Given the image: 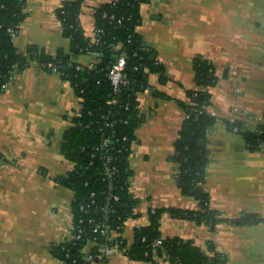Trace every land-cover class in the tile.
<instances>
[{"label":"crops","instance_id":"obj_1","mask_svg":"<svg viewBox=\"0 0 264 264\" xmlns=\"http://www.w3.org/2000/svg\"><path fill=\"white\" fill-rule=\"evenodd\" d=\"M67 0H27L25 19L14 43L54 55L70 52L57 10ZM115 0H85L80 15L87 38H95L94 12ZM138 28L145 46L164 66L166 84L151 75L159 92L138 94L142 126L128 159L130 191L137 219L126 222L122 237L132 244L135 230L149 225V210H197L198 202L181 192L174 143L185 120L178 101L189 104L197 89L194 63L212 65L217 83L208 87V112L217 120L206 133L205 191L225 220L243 215L264 218V151H250L242 132H255L264 120V0H150L140 8ZM92 55L76 63L91 68ZM82 109L73 87L60 74L33 64L0 92V264H61L53 250L73 240L74 192L56 180L72 164L61 150L63 134ZM204 145V144H203ZM163 239L191 243L218 264H264V223L237 226L205 224L163 215ZM212 248V249H211ZM211 249V250H210ZM156 264H171L165 257ZM92 264H151L131 261L110 248Z\"/></svg>","mask_w":264,"mask_h":264},{"label":"trees","instance_id":"obj_2","mask_svg":"<svg viewBox=\"0 0 264 264\" xmlns=\"http://www.w3.org/2000/svg\"><path fill=\"white\" fill-rule=\"evenodd\" d=\"M84 1L67 0L57 10L63 36L70 41V52L58 51L50 55L37 46H31L23 53L18 51L10 30H19L25 19L27 0H0V86L12 74L22 73L37 64L46 67V72L60 74L68 81L82 104L79 115L64 132L61 145L64 158L73 168L56 180L74 192L71 205L73 237L81 231V238L56 247L54 255L61 264H90L85 261L86 252L95 257L118 245V250L131 261L156 264V257H165L171 264H218L224 261L217 254L209 257L191 243L184 244L177 238L163 239L160 230L161 219L166 214L205 224L211 231L217 224L228 221L237 226L264 223V218L258 215L222 219L212 208L211 197L204 189L209 163L206 133L217 122L207 110L211 98L207 88L217 83L212 65L197 60L194 63L197 89L188 92L189 104L177 100L185 112V120L174 143L172 160L178 168L176 179L181 192L193 197L198 202V209L149 210V225L137 228L135 240L130 244L122 233L128 220L140 217L136 212L137 201L130 191L132 171L128 163L137 141L136 132L144 121L139 112L138 94L148 89L159 95L149 86L148 80L151 75H158L160 83L166 84L165 69L138 33L142 20L140 8L150 0H115L98 7L93 15L95 30H101L94 38L97 42L87 38L81 27ZM121 53L127 56L129 84L114 93L108 75L116 56ZM84 55H92L99 62L92 69L78 65L77 59ZM49 65L56 71L50 70ZM113 99L117 103L109 105ZM228 128L242 132L250 151L262 150L264 124H259L255 132H243L236 124H228ZM106 139L114 144L103 146ZM201 141L203 146H200ZM108 160L111 162L107 163ZM110 167L115 168L114 174L108 173ZM90 220L94 222L90 223ZM97 225L107 228L103 235L96 231ZM158 240L162 243L156 247Z\"/></svg>","mask_w":264,"mask_h":264},{"label":"built area","instance_id":"obj_3","mask_svg":"<svg viewBox=\"0 0 264 264\" xmlns=\"http://www.w3.org/2000/svg\"><path fill=\"white\" fill-rule=\"evenodd\" d=\"M113 20V18H112ZM120 22V21H118ZM95 37H96V33H101V30H98L96 31L95 30ZM10 34L12 36L13 39H15L18 34H19V30H10ZM95 42H97V40H94ZM118 50V49H116ZM126 67H127V56L125 53H121L120 55H118L116 61L114 62V64L112 65L111 69H110V72H109V75H108V80L113 88V91L114 93H118L119 90L122 88V87H125L129 84V80H128V77H127V73H126ZM43 70L46 69V67H41ZM48 68L51 70H53L54 72L56 71V68H53L52 65H49ZM92 69V67L90 68ZM46 71V70H45ZM18 74H12L10 76V78L7 80V82H5L4 84H2L0 86V92H4L6 91L10 86H12V84L15 82L16 78H17ZM144 92H150L148 89ZM117 103L116 99H113L111 101L108 102L109 105H113ZM259 124H264V120L262 119H259ZM107 127H110L109 124H107ZM126 140V139H124ZM103 146H109V144H114L113 142L110 143V140H104L103 142ZM261 148H262V151H264V143L260 144ZM111 160H108L107 163H110ZM108 173L109 174H114L115 173V168L114 167H110L108 169ZM115 200H118V198L115 197ZM90 223H93L94 221L93 220H90L89 221ZM107 228L105 226H98L97 225V229L96 231L100 232V234H104L106 232ZM114 237H117V236H114ZM81 238V231H79L78 233V236H76L75 238H73V240H79ZM162 243V240H158L155 244L156 247L160 246ZM118 248V245H115L113 247V249H117ZM107 251V249H106ZM94 256H92L90 254V252H86L85 253V261L87 263H90L92 264L93 260H94Z\"/></svg>","mask_w":264,"mask_h":264},{"label":"water","instance_id":"obj_4","mask_svg":"<svg viewBox=\"0 0 264 264\" xmlns=\"http://www.w3.org/2000/svg\"><path fill=\"white\" fill-rule=\"evenodd\" d=\"M116 59H117V56H116ZM203 144H204V142H203V141H201V142H200V146H203Z\"/></svg>","mask_w":264,"mask_h":264}]
</instances>
